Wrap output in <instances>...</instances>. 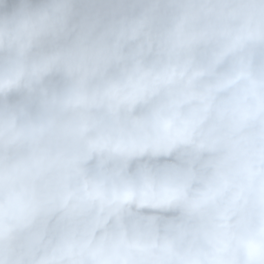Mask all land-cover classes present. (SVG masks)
Listing matches in <instances>:
<instances>
[{"label": "clouds", "instance_id": "9594fccd", "mask_svg": "<svg viewBox=\"0 0 264 264\" xmlns=\"http://www.w3.org/2000/svg\"><path fill=\"white\" fill-rule=\"evenodd\" d=\"M0 264H264V0H0Z\"/></svg>", "mask_w": 264, "mask_h": 264}]
</instances>
